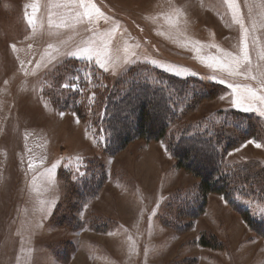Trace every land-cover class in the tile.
Masks as SVG:
<instances>
[{
    "label": "rangeland",
    "instance_id": "374dc122",
    "mask_svg": "<svg viewBox=\"0 0 264 264\" xmlns=\"http://www.w3.org/2000/svg\"><path fill=\"white\" fill-rule=\"evenodd\" d=\"M245 45V75L209 66ZM262 57L264 0H0V264H264ZM138 77L189 95L165 138L110 155L108 101ZM185 128L224 134L234 183L192 220Z\"/></svg>",
    "mask_w": 264,
    "mask_h": 264
},
{
    "label": "trees",
    "instance_id": "16d2710c",
    "mask_svg": "<svg viewBox=\"0 0 264 264\" xmlns=\"http://www.w3.org/2000/svg\"><path fill=\"white\" fill-rule=\"evenodd\" d=\"M171 80V85L176 86L174 92L168 91L160 83L151 84V80L142 78L131 80L127 85V92H114L113 100L110 98L108 101L112 112L105 115L107 150L110 155L118 154L135 139L160 140L169 134L170 126L177 121L176 113L171 111V105L178 102L175 99L184 97L185 100L189 95L186 80L178 78ZM183 83L186 87L182 85ZM117 94L123 96H118L122 97V101L119 106L113 107L115 104L113 101L118 102ZM224 138V134L221 133L212 135L185 128L172 140L171 149L177 165L192 172L201 180L199 200L193 197L192 204L182 202L186 207L190 204V210L186 211V215L191 220L204 212L209 194H225L228 198L229 193L234 191V188H230L234 185L231 173L224 171L223 156H220L218 151ZM228 143L231 145L235 142ZM254 222L252 220V223ZM203 241L202 245L207 246L208 243Z\"/></svg>",
    "mask_w": 264,
    "mask_h": 264
},
{
    "label": "snow or ice",
    "instance_id": "6c2138e0",
    "mask_svg": "<svg viewBox=\"0 0 264 264\" xmlns=\"http://www.w3.org/2000/svg\"><path fill=\"white\" fill-rule=\"evenodd\" d=\"M80 2L83 3V0H80ZM226 2L229 3V5L231 6L232 0H226ZM93 8H94V5H93ZM95 11L97 13H99L98 9H95ZM84 15L90 16L91 13L88 11H85ZM234 20L236 23H240L241 25L243 24V21L238 19L235 14H234ZM29 23H32V19H29ZM245 32H246V30H245ZM12 47H13V49H15V45H13ZM211 47H218V46L217 45H211ZM225 56L227 57L229 63H223V62L217 61L215 64L210 63L209 66L221 67L224 70L228 71L230 75H240V76L245 75V72L241 71V69L244 68L245 64L251 63L246 45H245V47H243L241 49V52L239 55H234L232 53L226 52ZM262 58H264V57H262ZM261 76L264 77V72L261 73ZM255 78H256L255 76L252 77V79H255ZM213 79H215V77H213ZM251 94L253 96L256 95L255 92H252ZM260 99H264V97H260Z\"/></svg>",
    "mask_w": 264,
    "mask_h": 264
}]
</instances>
